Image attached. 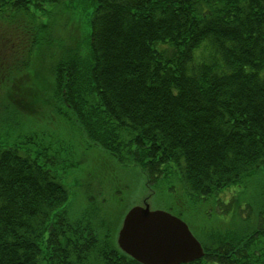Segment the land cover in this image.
<instances>
[{
    "label": "trees",
    "instance_id": "1",
    "mask_svg": "<svg viewBox=\"0 0 264 264\" xmlns=\"http://www.w3.org/2000/svg\"><path fill=\"white\" fill-rule=\"evenodd\" d=\"M0 19L51 56L50 78L0 74L10 100L67 129H0V264H144L110 203L75 207L78 167L105 187L138 168L195 212L205 253L180 264H264V0H0Z\"/></svg>",
    "mask_w": 264,
    "mask_h": 264
},
{
    "label": "rangeland",
    "instance_id": "2",
    "mask_svg": "<svg viewBox=\"0 0 264 264\" xmlns=\"http://www.w3.org/2000/svg\"><path fill=\"white\" fill-rule=\"evenodd\" d=\"M27 36V32L24 31L21 23L15 22L12 24L11 20L0 19V56H2V62L12 66H2V69L0 68V74L6 75L8 69L10 70L12 68L13 72L11 75L18 76V73L25 72L34 66L40 65L46 72L44 74H48L49 78L52 77L51 72H49V64L51 62L50 49L42 50V48L41 55L40 49H38L37 54L33 55L28 44L29 40ZM2 37L7 39V41L2 42ZM48 85L49 83L46 82V86L42 91L46 92ZM7 88L8 79L2 80L0 78V129L3 134L9 133L10 139H13L14 137L35 131L40 133L46 131V135H49L48 132L62 136L67 133L64 125L49 124L47 120L37 119L34 114L28 113L18 106L15 107V104L8 96ZM45 92H43V95ZM45 101L49 102L50 100L47 98ZM10 103L12 106H10ZM70 129L72 132L68 134V137L71 136L75 140L81 138L78 128L74 126ZM92 148H94L92 149L94 152H90L88 158L90 161H94V165L105 160L102 153H106L102 147L94 145ZM86 164L87 161L85 162ZM66 179L71 191V200L75 203L76 208H85L87 203H110V210H114L116 213L118 211L116 216H114V220L116 223H120L124 213L134 205L144 204V200L149 194L148 201L152 209H167L179 215L188 223L190 229L197 237L200 235L197 231L200 227H195L199 221L196 213H190L191 211L189 210H182L178 206L171 208V201L178 203L176 198L172 197L164 188L161 192L162 196L154 191L156 187L155 189L153 187L149 189L144 174L138 168H121L114 174L107 187H105L103 179L99 175L96 178L87 179L83 167H78ZM165 195L171 201H168L164 197ZM190 203L193 202L190 201Z\"/></svg>",
    "mask_w": 264,
    "mask_h": 264
},
{
    "label": "water",
    "instance_id": "3",
    "mask_svg": "<svg viewBox=\"0 0 264 264\" xmlns=\"http://www.w3.org/2000/svg\"><path fill=\"white\" fill-rule=\"evenodd\" d=\"M117 242L144 264H180L205 253L185 220L166 209H152L147 197L127 210Z\"/></svg>",
    "mask_w": 264,
    "mask_h": 264
}]
</instances>
